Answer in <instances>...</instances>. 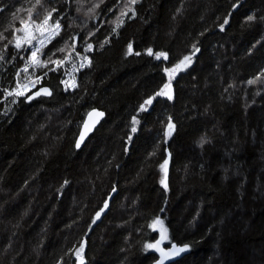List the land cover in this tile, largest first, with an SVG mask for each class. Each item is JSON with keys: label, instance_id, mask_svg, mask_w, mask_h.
I'll return each instance as SVG.
<instances>
[{"label": "trees", "instance_id": "obj_1", "mask_svg": "<svg viewBox=\"0 0 264 264\" xmlns=\"http://www.w3.org/2000/svg\"><path fill=\"white\" fill-rule=\"evenodd\" d=\"M124 1L0 0V264H75L81 242L84 264H150L156 254L143 245L161 229L166 245L191 248L176 264H264V0ZM48 13L60 31L24 72L17 41ZM194 45L173 99L139 112L166 80L163 67ZM72 54L90 63L65 90L64 64L51 71L49 57ZM22 76V85L39 77L51 96L16 97ZM93 107L105 117L76 149Z\"/></svg>", "mask_w": 264, "mask_h": 264}, {"label": "snow or ice", "instance_id": "obj_2", "mask_svg": "<svg viewBox=\"0 0 264 264\" xmlns=\"http://www.w3.org/2000/svg\"><path fill=\"white\" fill-rule=\"evenodd\" d=\"M39 2V0H38ZM136 0H132V3H135ZM233 8H236L237 5L236 4H233L232 5ZM135 15V13H133ZM30 15H31V12H30ZM51 16V13H48L46 16H45V19L40 23V25H38L37 27L38 28H43L45 25H47L48 23V18ZM262 20H264V17L261 18ZM246 20L248 22H252L254 21V16L252 15H248L246 17ZM22 24H24L23 21H21ZM229 23V19L227 17H225L224 19V23L219 25L220 29L221 30H224V26L226 24ZM55 27L57 28V30H59V27L60 25L57 24L55 25ZM22 30H25L26 31V28L25 29H22ZM31 40H32V37L31 36H28L26 39L24 40H18L17 42V47H19L20 43H25V44H30L31 43ZM194 48V52L193 54H195V51H198V49H195V45L193 46ZM40 49H36L34 51H32L31 53V56H30V59L32 60L33 62V65H38L40 64V62L37 60V52L39 51ZM88 50L91 51L92 50V45H88ZM127 52L130 53V54H134L136 56H140L141 53L140 52H133V44L132 43H129L127 45ZM145 53L149 56V57H154L155 60L157 61H161V58H163L164 61H169L170 62V57H169V53L166 52V51H154L153 48L151 47H148L147 49H145ZM66 59V58H65ZM83 59L85 60V62H89L88 61V57L85 56L83 57ZM49 60L52 64L56 65L57 67L51 69V71H58L59 70V66L63 64V60H52L51 57H49ZM90 63V62H89ZM192 63V60H191V55H184L181 59H178V61L174 64H172L171 67H168V66H165L163 67L162 71L164 73V75L167 77V80H165L162 84V86L159 88V90L155 91L154 94L152 95H148L146 99L143 100L142 103L139 104V109L138 111L139 112H149L151 110V106L154 105V101H155V98H158V97H166L168 100H172L173 99V92H172V84H171V81L173 80V78L180 72L182 71L183 69H186L190 64ZM40 66H43V65H40ZM81 67H84V65H81ZM262 72H264V69H261ZM39 77L36 78V81H33L32 82V86L35 85V83H37L39 81ZM257 79H261V77L258 75L257 76ZM61 83H64V81H61ZM249 84H253L255 83V80H249L248 81ZM29 84H24V85H18L17 86V89L15 90V96L16 97H24L26 100H31L33 99V96H39L41 94L43 95H51V92L49 90L48 87H43L41 86L39 91H35L33 92L31 95H25L26 92L29 91ZM72 87L75 88L76 85L75 84H72ZM12 93H9V95H11ZM98 116L99 115H102V113H96ZM139 123L138 119L136 116H133L132 117V127H131V132L135 133L137 131V127L136 125ZM174 125L171 121V119H169L168 123H167V126H166V129L164 131V136L165 137H168L170 134H171V130L173 129ZM88 128H90V126H88L86 128V131L88 130ZM85 133H81V139H83V136H84ZM129 139H131V137H129ZM80 142L81 140L78 139L76 141V146L79 147L80 146ZM201 144L204 143V140L201 139L200 141ZM168 164V160L165 159L163 161V163H161L159 165V167L164 170L166 168V165ZM67 183V181H65V184ZM161 185L164 186L165 190H167V184L165 183V180H161L160 181ZM116 189L113 188V192H115ZM104 205L105 207L103 208H100L98 211L95 212V216L93 217V224L96 223V220L98 218L101 217V214L105 212V209L107 207H109V201L108 200H105L104 201ZM161 221L160 219L157 217L155 219L152 220L151 223L148 224V227L149 228H152L154 229L156 225L160 224ZM91 227V225H90ZM168 239L167 237V234H166V231L164 229H161L160 230V233H159V238L158 239H155L154 242H148V243H145L143 245V247L145 249H152V250H155L156 252L159 253V259L155 261V264H164L165 261H168L170 260V258H175V257H178L181 253L185 252V250L188 248V245L185 244L183 246H178L177 244L175 243H172L171 244V247H168L164 242ZM162 245H164L162 247ZM84 249V244L83 242H81L80 244V248H78L76 250V260L78 262V264H84V260H83V257L80 255L81 251ZM171 264H176V261L175 260H172L171 261Z\"/></svg>", "mask_w": 264, "mask_h": 264}, {"label": "rangeland", "instance_id": "obj_3", "mask_svg": "<svg viewBox=\"0 0 264 264\" xmlns=\"http://www.w3.org/2000/svg\"><path fill=\"white\" fill-rule=\"evenodd\" d=\"M127 6H128V3L125 0L124 1V7H127ZM43 20H41L40 22L35 23V24H27L25 26L26 31L24 30L23 33H22V35H21V37L18 39V40H21L22 41V40L26 39L28 36H31L32 37L31 43L30 44H25V46H24L25 56H24V61H23L24 66L22 68V71H24V72H29L30 69H34L36 67V65H33V62L30 59V56H31L32 51H34L36 49H40L37 52V60L39 61L40 58H41V52H42L41 50L43 49V47H45L59 33V31H60V27H59V30H57V28L55 27V25H57V23H51L49 19H48L47 25H45L43 28H38L37 26L40 25V23ZM75 38H76V42H74V39ZM79 39L80 38H79L78 32H74V34L72 35V45H73L74 48L78 45ZM83 51L85 53H88L89 52L88 47L83 48ZM187 55H191V60H192V63H193L194 58H195L193 52L192 53H189ZM85 56L88 57L87 54H83V55H80V54H72L71 56H69L63 62V64H64V67H62V81H64V83H62L63 89H65V90H68L69 89L70 90L72 88V84H74V74H75V71H77L79 68H81V65H86L88 63V62H85V60L83 59V57H85ZM53 68H55L54 65H53ZM184 70L185 69H183L182 71H184ZM25 77L26 76H22L21 78H19L17 80V84H19L20 81L22 79H24ZM166 80H167V77H166ZM30 81L31 82L26 83V84H29V86H30L29 87V91L32 90V89H34L36 85L38 86V82H39L38 81L37 83H35L34 86H32V82L33 81H36V80H30ZM172 81H171V84H172ZM22 84L23 83H21L19 85H22ZM172 92H173V84H172Z\"/></svg>", "mask_w": 264, "mask_h": 264}, {"label": "water", "instance_id": "obj_4", "mask_svg": "<svg viewBox=\"0 0 264 264\" xmlns=\"http://www.w3.org/2000/svg\"><path fill=\"white\" fill-rule=\"evenodd\" d=\"M69 1V0H68ZM74 42H76V38L74 39ZM41 86H43V87H48L49 88V90H50V92H51V94H52V91H51V89H50V87L49 86H47V85H40V86H38V87H36V88H34L28 95H31L33 92H35V91H39V89H40V87ZM41 96H44V97H50L51 95H43V94H41V95H39V96H33V99H31V100H34V99H36V98H38V97H41ZM26 101H30V100H26ZM96 113H102V115H97ZM105 117V112L103 111V110H101V109H99V108H96V107H93V108H91V109H89L88 111H87V113H86V115H85V117H84V119H83V121H82V123H81V126H80V129H79V131H78V134H77V137H76V140H75V143H74V146H75V148L76 149H79L82 145H83V143L85 142V140L92 134V132L96 129V127L99 125V123H100V121H102V119ZM88 126H90V128H88V130L86 131V128L88 127ZM85 133L84 134V136H83V139H81V133ZM78 139H80L81 140V142H80V146L79 147H77L76 146V141L78 140ZM166 231V230H165ZM166 234H167V232H166ZM159 238V237H158ZM157 238V239H158ZM172 243H175V242H170L167 246L168 247H171V244ZM176 244V243H175ZM178 246H183V245H185V243L184 244H177ZM188 245V244H187ZM164 245H162V247H163ZM190 246L188 245V248L185 250V252H183V253H181L178 257H175V258H170V260H168V261H165L164 262V264H168V263H170L172 260H177V259H179L180 257H182L183 255H185V254H187V253H189L190 252ZM155 254H156V259L152 262V263H150V264H155V261L156 260H158L159 259V253L158 252H156L155 250H152ZM75 264H78V262H77V260H76V263Z\"/></svg>", "mask_w": 264, "mask_h": 264}]
</instances>
